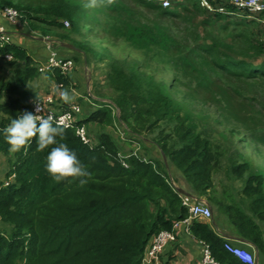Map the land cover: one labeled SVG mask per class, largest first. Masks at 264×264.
Wrapping results in <instances>:
<instances>
[{
	"label": "trees",
	"instance_id": "1",
	"mask_svg": "<svg viewBox=\"0 0 264 264\" xmlns=\"http://www.w3.org/2000/svg\"><path fill=\"white\" fill-rule=\"evenodd\" d=\"M138 1L168 18L179 15L177 7L191 3L192 8L186 9L204 11L205 24L220 25L221 37L211 36L212 42L197 44L176 59L180 71L191 76L188 71L199 74L189 83H195L196 91L210 90L211 83H222V78L264 79V60H259L264 51V12L237 10L229 0H208L215 10L203 6L201 0H172L165 7L158 1ZM5 7L19 11L18 24L30 30L40 29L44 36L64 28L66 20L74 24L79 8L67 0H52L31 10L5 0L0 9ZM108 7L115 13L110 30L134 48L157 47L166 52L178 44L164 26L136 19L127 6L114 3ZM230 24L246 31L230 33ZM223 35L225 38L221 40ZM228 37L229 42L225 41ZM75 45L89 51L83 43ZM7 54L13 58L6 59ZM1 58L13 73L0 84V129H3L23 111H30L33 99L24 102L13 95H21L22 87L41 72L34 58L13 39L0 40V67ZM71 59L77 61L76 56ZM206 68L210 72L208 77L204 73ZM48 74L64 87L71 86L69 74H61L59 70H49ZM108 80L117 94L114 104L119 114L110 103L98 101L89 105L87 112L83 109L78 122L87 125L92 137V124L103 128L99 134L94 133L96 142L86 144L74 129L65 128L63 142L77 153L91 173L84 186L71 177L53 181L46 170V157L52 146L38 150L37 139L33 138L13 152L0 132V153L8 156L6 178L14 175L7 186L0 181V219L7 225L0 231V264H140L150 239L160 230H171L176 221L188 215L182 203V187L176 188L169 179L170 172L175 170L189 190L226 215L235 231L264 254V230L258 222L264 221L263 172L252 173L248 162L242 161L241 153H233L210 131L209 121L203 123L202 117L185 109L161 85L146 82L136 70L127 72L113 63ZM230 86L224 89L228 94L240 95L238 88ZM188 93L192 101L198 100L195 94ZM4 97L7 99L2 100ZM81 102L75 103L82 105ZM226 106L229 107L227 103ZM118 123L125 126H119L122 129L119 133L113 131ZM262 135L249 133L251 140L264 142ZM140 145L146 153L155 150L147 156L142 149L136 151ZM122 156L127 158L123 160ZM224 159L227 178L244 182L242 191L249 199L250 212L237 202L232 203L230 186L220 187L216 182ZM124 161L128 166L123 165ZM190 233L208 245L219 264H248L225 248L226 240L211 224L194 220Z\"/></svg>",
	"mask_w": 264,
	"mask_h": 264
},
{
	"label": "rangeland",
	"instance_id": "2",
	"mask_svg": "<svg viewBox=\"0 0 264 264\" xmlns=\"http://www.w3.org/2000/svg\"><path fill=\"white\" fill-rule=\"evenodd\" d=\"M4 1L5 0H0V6ZM13 1L20 4L22 8L31 10L39 4H48L52 0ZM67 1L79 7L78 17L74 23L76 27H74L71 20H66L70 22L68 25L64 24V28L55 29V33H48L47 36L54 41L60 57L73 58L76 56V65L78 64L79 70L85 69L83 63L87 64L84 77L88 78V81H90V79L93 81L92 89L90 88L88 91L86 87L79 85L82 94H86V99H94L93 97H95L97 101L100 100V102L110 103L115 113L119 114L118 108L114 104V99L117 94L110 86L111 84L108 80L111 65L115 63L127 72L136 70V72L146 78V82L150 80L154 85H161L163 90L172 94L177 100L183 103L185 109L191 111L198 117H202L203 123L209 121L211 124H209V126L212 127L210 131L218 135L220 140L223 141L233 153L240 152L243 156L242 161L245 160L248 162V166L252 173L263 172L264 174V142L251 140L249 137L251 131H255V133H259L260 135L264 133V79L227 81L222 78L220 80L222 83H211L210 90L205 88L196 91L195 83L191 85H189V83L196 80L199 74L197 72L188 71L193 75H187L183 71H180V66L178 67L176 65V59L180 55H185L189 52L190 48L197 44L205 43V41L212 42L211 36L221 37L222 33L220 34L221 31L218 30L220 26L218 23L214 25L205 24L207 16L204 11L186 9L192 8L191 3L185 4V7H177L179 15L168 18L162 15L157 9L140 4L138 0H115V3L127 6L131 9L136 19L150 24H160L164 26L169 34L178 42L172 50L166 52H163L157 47L136 49L125 39L114 36L113 31L110 30L114 22L115 13L111 11L108 6L85 9L82 5L86 0ZM24 30L34 37H44V33L40 31V29L30 30L28 27H25ZM229 30L230 33L232 31L234 33L246 31V29H236V27L231 24ZM235 30H237V32H235ZM54 37H57L58 40ZM224 38L225 35H223L221 40ZM262 38L264 41V35ZM215 40L217 42L220 41V39L217 38ZM225 41L229 42L231 38L228 37ZM69 43H83L89 48V51L85 52L84 55L82 52L64 47V44ZM190 55L192 58L196 59V56L191 52ZM260 57L259 60H264V51ZM204 71L205 75L208 77L210 75L208 68ZM12 74L11 67L7 66L2 60V67H0V84L4 78L6 80L10 79ZM31 84L32 86L29 88H32L36 92L40 91V93H43L44 89L42 90V88L47 85L45 81L39 85H37V82H32ZM229 85H231L233 89L238 88L240 95L236 93H231V95L228 94V91L224 89L225 86ZM22 88L24 90H26V88L28 89V87ZM188 92L195 94L198 100L192 101ZM4 99L5 97L2 98V100ZM226 103L229 109L226 108ZM82 105V109H89L87 104L83 103ZM234 115H237L238 118ZM121 124H116L117 126L113 127V131L119 133L122 130L119 127ZM121 126H123V128L125 127L124 124ZM92 128L95 131H93V141L96 142L97 134L94 135V133L99 134L103 128L95 124H92ZM145 135L151 136L150 134ZM139 149L144 150L142 145H140L136 151H140ZM153 150L155 149L149 150L147 153L144 150V153H146L147 156H151ZM226 165L227 161L224 159L219 173L216 176V182L220 187H222V185L231 187V201L233 203L238 197L244 195L242 191L244 182L242 179L232 178L230 180L227 178L225 171ZM8 169V156L0 153V181L2 180L5 182L9 180L10 177L6 178ZM170 174L174 176L175 172L173 171ZM5 226L7 225L0 219V231L4 230Z\"/></svg>",
	"mask_w": 264,
	"mask_h": 264
},
{
	"label": "built area",
	"instance_id": "3",
	"mask_svg": "<svg viewBox=\"0 0 264 264\" xmlns=\"http://www.w3.org/2000/svg\"><path fill=\"white\" fill-rule=\"evenodd\" d=\"M148 1H158L162 5L168 6L171 4L172 0H148ZM236 7L237 10H247L250 13L252 12H264V0H229ZM201 4L207 7L210 10H215L213 5L208 0H201ZM219 11H224V8L217 9ZM20 14L19 11L14 7H5L0 10V18L6 20L10 23H17L19 20ZM69 22L65 21V25H68ZM0 40L2 42L10 41L11 37L7 32V29L4 24L0 23ZM47 47L49 49V56L45 66H39V71L47 70H59L61 74H71L72 70L75 67V61L71 58H62L58 55L57 47L52 39L46 38ZM6 59H12L11 54L5 56ZM63 84H58L57 87H62ZM56 88H53L49 92L39 94L32 100L30 111L35 114L36 108L39 106L40 111L37 114L39 117L47 118L52 117L56 123L63 126L64 128H71L75 130V133L81 140L86 144L93 143V137L91 136L87 125L79 124V120L82 116V106L79 103H69L67 106L62 103H58L55 99ZM123 160L127 156H122ZM124 166H128L127 162H123ZM13 177V176H12ZM5 181L3 186H7L10 183V180ZM170 181L175 185L176 188H179L177 182L170 176ZM1 187V186H0ZM182 203L188 209L187 217L182 220L176 221L173 224L171 230L163 229L155 234L149 241V244L145 250V253L142 257L140 264H158L160 256L166 246L175 241L176 230L180 225L185 227L188 233H190V227L194 220L197 219H211L213 216V211L211 206L202 199L193 197L191 194L181 193ZM191 234V233H190ZM225 248L248 264H256V258L254 254L249 251L247 248L234 244L231 241L225 242ZM197 264H219L217 260L213 257L208 245L204 244V251L202 258Z\"/></svg>",
	"mask_w": 264,
	"mask_h": 264
},
{
	"label": "crops",
	"instance_id": "4",
	"mask_svg": "<svg viewBox=\"0 0 264 264\" xmlns=\"http://www.w3.org/2000/svg\"><path fill=\"white\" fill-rule=\"evenodd\" d=\"M0 23L4 24L7 32L9 33L11 39H13L14 42H17L19 45L24 47L28 53L34 58L37 67L39 66H45L48 60L49 56V49L47 47L46 37L48 36H42L41 38L34 37L29 33H26L24 28L26 27L24 24H18L7 22L6 20L0 18ZM56 40H58L57 37H54ZM58 50V48H57ZM60 51V50H59ZM76 65V62H75ZM85 65V66H84ZM83 66L87 67V64L83 63ZM85 69L79 70L78 64L74 69L72 70L71 74H69L72 78L71 86L70 87H57L59 84L55 80L51 79L48 71H42L39 76L35 77L32 81L29 82V84L26 86V90L22 88V94H14V97H19L21 101L26 102L27 100L34 99L37 97L40 93V91L36 92L32 88L29 87L32 86V82H37L39 85L42 82H46V86L42 88L43 93L49 92L53 88H56L55 92V99L58 103L65 104L67 103L64 99L61 98V93L64 91H67L73 99L69 103L73 102H81V104L85 103L88 106L92 104H96L97 98L93 97L94 99H86V94H82L80 91V86L86 87L88 91L90 88L92 89V83L93 81L90 79L88 81V78L84 77ZM41 90V89H40ZM41 90V92H42ZM38 93V94H37ZM42 94V93H40ZM79 98V99H78ZM7 99V97H5ZM103 100V99H102ZM100 101V100H99ZM83 106V105H82ZM84 108V107H83ZM85 110V108H84ZM88 110H86L87 112ZM172 171V170H171ZM171 173V172H170ZM175 178L178 180V186L179 188H185L186 191L183 193L191 194L193 197L198 198L196 194H194L191 190L188 189V186L185 184H182V176L179 171L175 170ZM202 200L206 201L204 197H201ZM199 199V198H198ZM249 199H247L244 195L237 198L235 202L238 203V205H241L242 208L250 212L249 208ZM213 211V216L211 219H197V221L209 223L212 225L215 232L222 238H224L226 241H231L234 244L241 245L245 248H247L249 251H251L255 258H256V264H264V254L258 250V247L250 242L248 239L242 237L235 231V226L232 223H229L227 216L220 214L216 211L215 206L210 205ZM261 227L264 230V221H258ZM176 240L170 242L164 251L162 252L160 256V260L158 264H197L200 262L203 251H204V244L199 239L195 238L192 234L188 233L187 230H185V227L183 225H180L178 229L176 230ZM225 241V242H226Z\"/></svg>",
	"mask_w": 264,
	"mask_h": 264
},
{
	"label": "clouds",
	"instance_id": "5",
	"mask_svg": "<svg viewBox=\"0 0 264 264\" xmlns=\"http://www.w3.org/2000/svg\"><path fill=\"white\" fill-rule=\"evenodd\" d=\"M115 0H86L82 5L85 9L98 6H111ZM61 98L70 102L73 97L64 91ZM40 111L39 106L32 111H23L12 119L7 126L0 129L5 140L10 145V151H19L31 139H37L38 150L50 148L46 157V170L54 182H60L67 178L79 180L80 186L87 183V177L91 173L79 159L77 153L64 143L65 128L54 121L52 117H39L36 113ZM59 138V139H58Z\"/></svg>",
	"mask_w": 264,
	"mask_h": 264
},
{
	"label": "water",
	"instance_id": "6",
	"mask_svg": "<svg viewBox=\"0 0 264 264\" xmlns=\"http://www.w3.org/2000/svg\"><path fill=\"white\" fill-rule=\"evenodd\" d=\"M64 47H67L69 49H73V50L82 52L85 55V51L82 50L81 48L77 47L75 44H70V43L69 44H64ZM182 184L184 185V178H182ZM180 190H181V192L182 191L184 192V190L182 188Z\"/></svg>",
	"mask_w": 264,
	"mask_h": 264
}]
</instances>
